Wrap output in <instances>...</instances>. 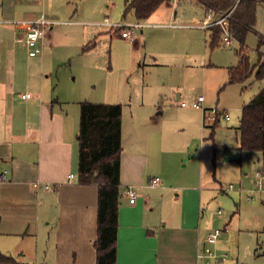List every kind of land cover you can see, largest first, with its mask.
Instances as JSON below:
<instances>
[{
	"label": "crops",
	"instance_id": "crops-1",
	"mask_svg": "<svg viewBox=\"0 0 264 264\" xmlns=\"http://www.w3.org/2000/svg\"><path fill=\"white\" fill-rule=\"evenodd\" d=\"M74 1L78 0H0V175L6 171L5 179L0 181V254L20 263L23 262L17 258H24V264H96L93 242L97 236L98 190L94 184L83 185L77 180L79 146L75 112L69 107V99L57 95L52 88L55 51L59 50L62 56L93 51V47L84 48L92 43L94 34L103 32L97 34L93 27L96 24L82 20L83 14L79 7H73ZM170 2H164L146 22L170 6ZM58 15L66 19L57 20ZM41 16L59 23L47 32L42 45L30 48L25 43L24 26L15 27L11 22ZM161 16L164 17V12ZM256 24L247 36L255 33L258 41L264 40ZM67 25L82 27V36L70 38L68 32L72 28ZM63 30L66 35L60 36ZM57 38L61 41L56 42ZM244 49L248 56L245 44ZM235 54H239L237 50ZM260 55L264 57V53ZM24 94L30 97L22 98ZM180 97L178 93L177 100ZM186 112L194 120H188L182 127L193 133L194 138L201 135V125L214 127L223 120L219 117L209 124L203 121L202 113L200 119L193 110ZM152 113L142 112V116L132 113V130L128 136L127 126L121 120V196L115 264H199L197 254L201 243L213 230L203 225L200 216L205 189L197 184L191 188L177 185L178 192L172 194L175 189L167 187L171 182L169 170L159 183L165 187L158 185L154 189V206L150 208V201L139 193L143 187L134 184L148 182L153 177L146 180L147 168L156 169V164L163 162L167 166L170 164L167 156L177 153L189 154L190 162L184 168L189 165L193 173L178 170L173 171L174 175L186 181L199 174L202 182L203 172L208 173L206 153H197V148L188 153L190 143L185 149L172 145L167 134L174 122L169 117L171 113L169 118H164V111L158 109L155 119ZM156 125L161 133L154 131ZM253 156L254 167L264 170V154L253 152ZM222 158L227 161L224 155ZM37 182L40 186L35 188L33 184ZM44 184L55 190H46ZM129 186L139 187L134 203L126 197ZM163 191L172 200L173 209L156 205ZM186 193L194 194L190 206L185 205ZM218 248L215 247L216 252Z\"/></svg>",
	"mask_w": 264,
	"mask_h": 264
},
{
	"label": "rangeland",
	"instance_id": "rangeland-1",
	"mask_svg": "<svg viewBox=\"0 0 264 264\" xmlns=\"http://www.w3.org/2000/svg\"><path fill=\"white\" fill-rule=\"evenodd\" d=\"M73 4L82 12V20L97 25L93 26L97 34L103 31L94 34L93 51L62 56L56 50L52 59V88L57 95L69 99V107L75 112L77 132L80 101L122 105L121 120L127 126V136L132 130V113L142 116V112H153L151 116L155 119L158 109L164 111V118L170 117L174 121L169 133L166 132L171 144L185 149L190 143L188 153H193L196 148L197 153H206L208 173L203 172L202 182L199 174L186 181L174 175L173 171L178 170L193 173L189 165L184 168L190 162L189 154L177 153L167 156L170 163L167 166L163 162L157 163L156 169L147 168L146 180L158 177L162 181L170 170L171 182L167 187L175 189L172 194L178 192L177 185L189 188L200 185L205 189L200 206L203 225L208 229L224 230L215 246L219 247V255H225L224 264H264V191L259 192L254 185V171L263 169L254 167L253 152L238 151L241 108L264 88V78L256 79L253 72L242 83L227 84L228 69L240 62V55L235 54L236 50L240 51L239 43L233 40L231 46H224L220 42L218 47L210 49L208 30L197 27L205 20V13L195 0H171L170 6L156 17L144 21L148 26L135 30V42L121 38V29L103 25L105 19L110 24L135 22L131 14L123 17L124 0H78ZM163 12L164 17L161 16ZM257 12L256 30L264 36V6L259 5ZM63 19L66 18L58 15L57 20ZM67 26L72 28L68 32L70 38L82 36V27ZM63 35H66L64 30L60 33ZM57 41L61 39L57 38ZM245 47L250 63L256 64L259 54L264 53V44L259 47L257 35L251 33ZM241 49L245 51L243 47ZM178 93L181 95L179 100ZM198 95L205 98L204 107L225 109L230 117L220 120L214 127L201 125V135L194 138L193 133L182 126L188 120H194V116L188 117L186 111L193 110L201 119V111L189 106ZM181 102L188 106L181 107ZM154 131L161 133L157 125ZM213 145L219 151H214ZM146 182L134 185L143 187L139 193L147 197L151 208L157 187L149 188ZM229 185L233 186L232 190L228 189ZM165 194V191L161 193L156 205L173 209L170 206L172 200ZM192 197L193 193L185 194L186 206H190ZM217 211L221 212L219 216ZM17 259L26 263L24 258Z\"/></svg>",
	"mask_w": 264,
	"mask_h": 264
},
{
	"label": "trees",
	"instance_id": "trees-1",
	"mask_svg": "<svg viewBox=\"0 0 264 264\" xmlns=\"http://www.w3.org/2000/svg\"><path fill=\"white\" fill-rule=\"evenodd\" d=\"M167 0H124L123 17L131 14L135 22L146 21ZM206 12L215 17L230 13L228 29L239 43L240 62L228 69L227 84L242 83L256 67L255 77L264 78V57L259 54L254 66L244 48L247 34L254 29L256 12L264 0H196ZM208 46L214 49L222 39L219 25L207 28ZM259 45L264 43L259 39ZM94 47V43L84 49ZM121 116L122 105L103 103H80L78 131V171L80 184L97 186V236L94 240L96 264H115L120 205V159H121ZM238 151L264 154V88L243 106L238 127ZM214 151L217 147L213 145ZM0 263L24 264L0 254Z\"/></svg>",
	"mask_w": 264,
	"mask_h": 264
},
{
	"label": "built area",
	"instance_id": "built-area-1",
	"mask_svg": "<svg viewBox=\"0 0 264 264\" xmlns=\"http://www.w3.org/2000/svg\"><path fill=\"white\" fill-rule=\"evenodd\" d=\"M230 13L222 16L215 17L212 12L205 13V20L202 24L197 25V27L207 29L212 26L219 25L222 29V41L221 43L224 46H231L232 41L234 40L231 36L229 29H228V22L227 19ZM59 23L56 20L48 19L44 16H41L35 20L30 21H13L11 22L12 25L18 27L19 25L24 26L25 28V43L30 48H36L38 45L43 44V40L46 37L47 32L52 28L53 25ZM104 26H108L110 28L121 29V38H125L129 41H134V32L135 30H142L144 27L148 26L146 22H133V23H115L110 24L108 23L107 19L103 22ZM30 94L22 95V98H29ZM205 102V98L202 95H198L189 105L191 108L195 110H199L202 113V118L205 123L214 124L219 117L223 119L229 118V113L227 110L219 108L217 106L212 108H206L203 106ZM181 107H187L186 102L180 103ZM6 177V171H4L0 175V181L4 180ZM73 178V175L70 176ZM160 180L158 177L152 178L148 180L146 186L149 188H155L159 185ZM254 185L259 192L264 191V172L260 169L254 171ZM33 186L39 187L40 184L34 183ZM43 187L46 190L54 191L55 189L48 184H44ZM139 187L136 186H129L126 189V197L128 198L130 203H134L138 197L137 189ZM229 190L233 189L232 185L228 186ZM227 189V190H228ZM217 214L220 215L221 212L217 211ZM224 230L222 229H214L210 231L201 243V248L198 251L197 258L199 264H222L226 261L225 255H219L216 250L215 246L222 236ZM214 246V247H213Z\"/></svg>",
	"mask_w": 264,
	"mask_h": 264
}]
</instances>
